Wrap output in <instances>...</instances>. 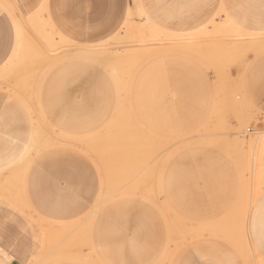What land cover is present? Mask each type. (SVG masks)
<instances>
[{
  "label": "rangeland",
  "instance_id": "374dc122",
  "mask_svg": "<svg viewBox=\"0 0 264 264\" xmlns=\"http://www.w3.org/2000/svg\"><path fill=\"white\" fill-rule=\"evenodd\" d=\"M253 221L264 0H0V264H264Z\"/></svg>",
  "mask_w": 264,
  "mask_h": 264
},
{
  "label": "crops",
  "instance_id": "0c3cea01",
  "mask_svg": "<svg viewBox=\"0 0 264 264\" xmlns=\"http://www.w3.org/2000/svg\"><path fill=\"white\" fill-rule=\"evenodd\" d=\"M255 222V225H257V235L264 234V221H253ZM15 259L14 256L11 255V260L8 261V264H19Z\"/></svg>",
  "mask_w": 264,
  "mask_h": 264
},
{
  "label": "bare ground",
  "instance_id": "6f19581e",
  "mask_svg": "<svg viewBox=\"0 0 264 264\" xmlns=\"http://www.w3.org/2000/svg\"><path fill=\"white\" fill-rule=\"evenodd\" d=\"M44 17V16H43ZM72 51V50H71ZM85 55H90V53L89 52H79L78 54H77V56H85ZM70 146V145H69ZM256 173H257V171H256ZM257 176V175H256ZM260 177H261V175H260ZM256 178H258V177H256ZM260 180V179H259ZM240 220V219H239ZM238 221V220H237ZM232 224H234V223H232ZM242 225V224H241ZM221 228V227H220ZM223 229V228H222ZM223 234V233H222ZM228 235V234H227ZM228 237V236H227Z\"/></svg>",
  "mask_w": 264,
  "mask_h": 264
}]
</instances>
